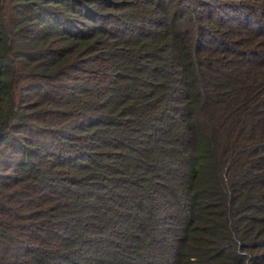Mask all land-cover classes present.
<instances>
[{"label": "trees", "instance_id": "trees-1", "mask_svg": "<svg viewBox=\"0 0 264 264\" xmlns=\"http://www.w3.org/2000/svg\"><path fill=\"white\" fill-rule=\"evenodd\" d=\"M212 5L0 0V264H264V22Z\"/></svg>", "mask_w": 264, "mask_h": 264}, {"label": "rangeland", "instance_id": "rangeland-1", "mask_svg": "<svg viewBox=\"0 0 264 264\" xmlns=\"http://www.w3.org/2000/svg\"><path fill=\"white\" fill-rule=\"evenodd\" d=\"M175 1V0H174ZM210 2H212L214 5H212L213 9L218 13L219 17H222L226 20V18L228 17H235L237 16L240 12L243 15H249V22L251 23V25H254L255 23H260L261 21L264 22V13H260L261 16H257L255 14L254 11V6H257V10L259 11L261 8L262 3L264 2V0H208ZM245 4L244 6H242V4ZM261 4V5H258ZM202 5V4H197ZM251 5V6H250ZM205 6V5H204ZM185 6V2L183 3V5L180 6V8L184 9ZM167 9V8H163V11ZM143 13H140L137 15L138 17V21H136L138 24H140L142 27H150V23L155 22L156 23V16L154 17V19L152 18V14L148 11V10H142ZM239 12V13H238ZM129 16L132 17V14L128 13ZM212 15H215L214 13ZM246 18V17H245ZM248 19V18H247ZM253 19L255 21V23L253 22ZM115 20L120 21L119 19L115 18ZM74 26L77 27H83V23H81V25L78 24H73ZM178 27L179 24H175ZM222 24H219V27ZM187 26V25H186ZM195 36L198 37V32L195 34Z\"/></svg>", "mask_w": 264, "mask_h": 264}]
</instances>
